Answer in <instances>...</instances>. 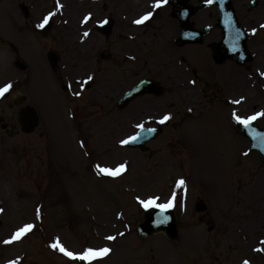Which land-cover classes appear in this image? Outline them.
Instances as JSON below:
<instances>
[{
  "label": "rangeland",
  "instance_id": "obj_1",
  "mask_svg": "<svg viewBox=\"0 0 264 264\" xmlns=\"http://www.w3.org/2000/svg\"><path fill=\"white\" fill-rule=\"evenodd\" d=\"M62 1L65 0H59L64 8L66 4ZM132 1L97 0L95 13L101 17L99 23L105 17H113L118 26L126 24L124 16ZM53 3L57 11L56 28L64 40L63 11L61 8L60 13L56 0ZM153 4L154 0H148L143 10H155L142 29L148 42L146 71L133 80L125 78V73L131 70L136 73L137 68L124 66L120 56L127 38L117 40L120 50V64L117 65L113 60L115 50L111 48L113 41L116 44V37L105 38L96 30V24L91 26L95 42L89 54V71H86L87 76L90 72L94 79L89 82L86 78L83 83L72 80L75 86L69 94L52 87L50 81V84L44 81L46 93L35 88V82L27 88V82L35 75L32 62L39 71V60L42 57L44 61V55L20 54L29 67L27 72L20 73L13 67V56L0 49V87L11 82L12 96L25 91L27 104L33 105L40 116V126L31 135H25L17 128L16 135L9 138L0 129V208L3 209L0 212L3 219L0 264L17 259L20 264H74L49 247L56 237L73 252H82L86 247L115 248L114 257L110 253L109 258L94 264H120L121 257H125L128 264H242L245 259L250 264H264L256 252L252 256L236 255L241 244L236 238L238 226L248 212L244 207L249 205L248 189L256 180L259 187L264 185V164L256 153L248 151L249 144L242 139L245 143L238 142L239 152H236L234 137H237L238 128L227 114L230 104L214 97L216 103L210 106L206 100H200L198 93V96L194 95L196 101L193 103L201 102V113L206 109L203 117L186 115L183 107L176 104L175 96L184 94L169 85L175 82L174 69L162 64V56L156 57L161 48L174 52L176 45L165 32L161 15ZM5 23L0 5V35L14 41L15 36L5 32ZM62 46L65 55V40ZM196 64L198 69L207 71L201 58ZM112 66L117 69L114 78L113 74L106 73ZM215 72L213 78L199 72L202 79L199 92L207 85L212 89L211 96L217 93ZM242 73L246 81L242 82L245 87L240 96L247 103L238 113L252 115L260 106L255 96L256 90L262 87L264 76L260 74L264 71L249 64ZM143 77L159 79L166 86L164 96L155 102L146 97L150 98L149 103L141 98L128 112L116 114L115 102L121 90ZM37 79L38 76L35 81ZM45 79L48 80L46 76ZM87 85H91L90 90L86 89ZM76 92L82 94L76 96ZM11 95L0 98V116L16 117V110L9 112L8 109L13 100ZM223 105H226V111L221 107ZM168 113L172 118L164 124L158 123ZM137 124L163 129L161 137L148 145V153L130 150L119 143L137 130ZM261 126H264V118ZM246 152L248 155H244ZM120 163H126L127 170L116 178H103L95 169L96 164L115 168ZM181 177L187 182L186 196L176 187V181ZM173 191L176 192V203L172 209L178 219L180 240L173 243L163 233L149 239L138 237L137 225L146 210L136 197L159 196L160 202H166ZM198 202L207 205L205 212L196 211ZM27 223L35 225L32 232L12 244L3 243ZM108 235L116 239L106 240Z\"/></svg>",
  "mask_w": 264,
  "mask_h": 264
},
{
  "label": "flooded vegetation",
  "instance_id": "obj_2",
  "mask_svg": "<svg viewBox=\"0 0 264 264\" xmlns=\"http://www.w3.org/2000/svg\"><path fill=\"white\" fill-rule=\"evenodd\" d=\"M134 1L136 3L139 2V4L133 3L128 6L130 10L124 16L127 18V23L118 26L117 21H113L111 33V36L116 37V44H113V41L111 48H113V51L115 50L113 52V60L117 65L120 64L118 59L120 50L117 49V40L120 37L127 38L120 56L124 66L137 68L136 73L133 70L125 73V78L131 77L132 80L146 71L145 66L148 55V42H146L142 33L143 24L137 25L133 23L134 20L139 19L148 12H143L144 4L148 0ZM0 3L1 13L6 18L5 32L15 36L14 41L1 39L7 44L2 48L3 51L11 53L14 50L16 60L20 59L18 54L23 52L28 54H47L49 51H55L59 55L60 63L58 72L53 73L52 78L60 84L64 77L62 65L65 55L62 53L64 48L62 46V33L57 30V23L54 21L56 15L50 19L48 25L44 28L37 27L49 12H57L54 8L53 0H0ZM203 4H206V6H203ZM231 5L239 25L238 28L232 22ZM159 15H161L164 23L165 32L172 42L176 44L174 49L176 51L172 53L176 70L175 80L177 83L175 85L179 87L180 93L184 95H176L174 100H177V105L179 104L183 107L187 112L186 115H197L202 110L201 102L200 104L193 103V100L196 101L194 95L198 96L200 88L198 82H202L196 69L198 58H201L210 69L216 70L214 77L217 82V88L215 89L217 93L211 96L212 89L206 87L204 93H199V98L202 102L206 100L210 106H213L216 103V99L229 105L232 100L243 97L240 96L242 92V87L240 86L243 82L242 78H244L242 69L247 64H241L239 55L236 53L242 38L240 29L247 35L246 46L252 57L249 63L253 64L257 70L264 71V28L261 27V25H264V0H214L211 4L207 3V0H168L167 4L159 8ZM221 15H223L222 20ZM183 19H187L195 30H208L207 36L200 44L179 45L178 41L182 34ZM253 29H256L255 34L252 32ZM233 44H235V48H233ZM231 52H234L232 57L230 56ZM139 69L140 71L138 72ZM112 73L114 78V73L115 75L117 74V69L115 70L113 66ZM192 81H195V83L193 84ZM132 86L134 84H131L128 88ZM120 93H123L122 90ZM114 96L116 95L114 94ZM146 97L143 98L149 103L148 100L150 98ZM148 97L153 99L152 102L159 100L153 96ZM255 97L259 105L262 106L264 90H256ZM133 104L125 110L114 108V112L116 114L128 112ZM147 106L149 107V104ZM144 107L147 108L146 104ZM136 111L139 112V109ZM0 126H5L6 129L3 130L5 132L9 130L15 131L17 129L16 118L6 116ZM175 129L178 131L181 128ZM178 134H181V132H178ZM236 140L239 139L234 138V141Z\"/></svg>",
  "mask_w": 264,
  "mask_h": 264
},
{
  "label": "bare ground",
  "instance_id": "obj_3",
  "mask_svg": "<svg viewBox=\"0 0 264 264\" xmlns=\"http://www.w3.org/2000/svg\"><path fill=\"white\" fill-rule=\"evenodd\" d=\"M65 4V7L62 8L64 36L68 55V68H71L67 80L82 82L87 78L88 72L86 71H89L87 66L90 63L89 54L95 42V36L91 33V26L97 24L101 19L95 13L98 3L97 0H65ZM89 13L92 14V18L85 23L83 18ZM85 32H88L89 35L85 36ZM160 51L159 53L158 51L156 52V57L162 56V64L169 65V68L173 70L175 68V61L172 58L173 52L165 47L161 48ZM84 58L86 62L83 61ZM106 73L110 74L111 69L109 68ZM245 103L247 102L245 101ZM236 109L238 108L233 107L231 111L233 112ZM248 190H250L247 193L249 205L244 206L248 208V212L238 226L236 238L241 244L237 248L238 253L236 255L252 256L256 252L264 261V251L254 250L264 248V243H261V241H264V185L259 187L256 180L254 186ZM120 249L123 251L124 246H120ZM114 250L115 248L111 252V257L113 254L115 255ZM118 250L119 248L116 251ZM120 260V264H128V260L125 257H121Z\"/></svg>",
  "mask_w": 264,
  "mask_h": 264
},
{
  "label": "snow or ice",
  "instance_id": "obj_4",
  "mask_svg": "<svg viewBox=\"0 0 264 264\" xmlns=\"http://www.w3.org/2000/svg\"><path fill=\"white\" fill-rule=\"evenodd\" d=\"M214 0H207V3L211 4ZM57 7L62 8L63 5L60 4L59 0H56ZM168 0H154L153 7L154 8H160L162 5L167 4ZM56 15L55 12H49L42 20L40 24L37 25L38 28H44L50 21V19ZM153 16V12H147L144 15H142L139 19H136L133 21V23L140 25L144 24L146 21H148ZM92 18V14L89 13L86 15L83 19L86 23L89 19ZM102 23H107V21H102ZM262 28H264V25H261ZM253 34H255L256 29L252 30ZM85 36H88L89 33L85 32ZM233 48H235V44H233ZM260 75L264 76V73H261ZM94 77L91 75L87 77V81H92ZM83 83V82H82ZM194 84L195 81H192ZM13 85L11 82L3 85L0 87V98L4 97L5 94L9 93L12 89ZM82 93L76 92L74 95L79 96ZM244 98L241 97L240 99L232 100L231 103L233 104H240ZM191 111V109H189ZM264 117V111H258L255 112L252 115H241L236 111H233L231 114V119L234 120L238 125L243 126L245 129L249 131V135L253 136V138H259L262 142H264V132L258 131L255 127H253V122L258 120L259 118ZM172 118L171 114H165L163 115L158 123L164 124L167 121H169ZM136 128L140 130V132H148V133H154L156 132V129L154 128H148L145 129L144 124H137ZM140 132H137L135 135H131L125 139H121L119 143L123 145H128L129 143H134L137 140L140 139ZM81 146L83 147V142L81 141ZM244 155H248V153H244ZM95 169L98 174L100 175H107L113 178L119 177L121 174H123L127 170V164L126 163H120L115 168L112 167H106L102 166L100 164L95 165ZM176 187L180 188L185 196L187 193V182L186 180L181 177L176 181ZM137 202L139 205L145 209V210H157V220L156 223L158 224H165L169 221L170 217L165 215V213L169 210L175 207L176 203V192L173 191L170 197L166 202H160L159 196H150L146 199H141L139 196L136 197ZM0 212H3V209L0 208ZM37 212L39 213V209H37ZM35 225L31 223L24 224L23 226L16 229V231L10 236V238L3 241L4 244H12L14 242H17L21 240L23 237H25L28 233L32 232ZM120 235H123V233H120ZM106 240L112 241L115 240V236H106ZM261 243H264V241H261ZM50 248L59 251L64 256L69 258L72 261H83L85 264H94L95 261L101 260L105 257H107L111 252L112 249L110 247L104 246L100 248H92V247H86L82 252H73L68 250L61 242L60 238L56 237L54 241L49 245ZM255 251H264V248H258L254 249ZM9 264H20V259L10 261ZM242 264H250V261L245 259Z\"/></svg>",
  "mask_w": 264,
  "mask_h": 264
},
{
  "label": "water",
  "instance_id": "obj_5",
  "mask_svg": "<svg viewBox=\"0 0 264 264\" xmlns=\"http://www.w3.org/2000/svg\"><path fill=\"white\" fill-rule=\"evenodd\" d=\"M188 29H189L188 25L185 24L184 30H188ZM110 30H111L110 22H107L103 26H101V31L105 33L106 35L110 33ZM202 36L203 34H200L197 40H199L200 37ZM183 41L184 42L190 41L187 39V33L183 37ZM152 86L154 85L151 82H148V81L142 82L134 90L130 91L129 93L125 95V97L122 100L123 104L130 102L135 97L141 94H145V93H148L149 91H153ZM19 117H20V124L23 127V131L26 133L32 132L35 129V127L38 125V117L35 111L30 107L22 109L19 112ZM253 127H255L258 131H260L256 125H253ZM240 132L242 135H244L251 141L252 143L251 150H258L261 155V159L264 162V142H262L259 138L254 139L253 136L249 135V131L245 129L243 126L241 127ZM155 137H156L155 132L154 133H148L146 131L140 132V139L134 143H129L128 145L134 148L143 147V145L146 142H148L151 139H154ZM204 209H205V205L203 204L198 205V211H203ZM165 215L170 217L169 221L165 224H158L156 223L157 210L146 212L144 214L145 222L139 226V230H138L139 234L142 237H148V236H151L155 232L164 231L171 239L177 240L179 238V231H178L176 217L174 213L170 210H168L165 213Z\"/></svg>",
  "mask_w": 264,
  "mask_h": 264
}]
</instances>
